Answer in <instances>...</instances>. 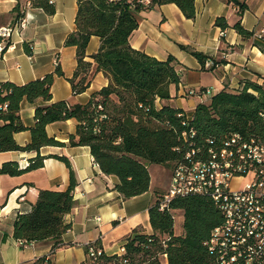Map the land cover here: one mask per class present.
I'll list each match as a JSON object with an SVG mask.
<instances>
[{
	"label": "trees",
	"instance_id": "1",
	"mask_svg": "<svg viewBox=\"0 0 264 264\" xmlns=\"http://www.w3.org/2000/svg\"><path fill=\"white\" fill-rule=\"evenodd\" d=\"M229 1L238 6V14L247 6L246 0ZM30 2L31 6L48 14L55 12L52 0ZM169 2L175 3L187 18L195 17L194 0H150L148 4L139 0H78L76 27L64 40L65 45L76 47L77 59L76 69L67 79L74 93L88 87L87 71L91 62L84 59L85 50L90 36L97 35L100 45L92 58L96 70H101L108 78V84L93 92L85 103L58 100L37 105L34 124L28 127L20 116V102L37 98L50 100L55 75H64L60 64H56L54 71L25 83L0 81V152L35 151L25 167H20L17 161H5L0 165V173L18 175L41 167L46 156L40 153V148L64 144L47 134L46 125L68 118L77 122L68 143L89 146L100 169L118 177L116 189L124 198L148 189L147 163L172 167L182 159L188 148L181 137L185 128L196 129L194 139L203 148L211 145L207 138L214 140L212 146L219 147L232 133L264 142V84L246 80L240 89L224 88L211 94L208 102L196 104L186 124H182L187 117L185 113L178 115L182 109L164 102L170 98V86L180 80L176 58L151 56L132 47L129 37L138 26L140 10ZM12 10L15 18L22 17L19 3ZM215 24L226 28L227 18L218 16ZM232 26L243 38H253L254 33L242 25L240 18ZM253 42L261 46L264 35L253 38ZM24 48L31 53L27 43ZM191 53L205 65V54L195 50ZM157 99L161 100L160 105ZM26 129L30 130V140L20 145L14 134ZM59 158L69 169L68 186L64 190L40 189L31 210L17 215L13 234L24 242L52 239L54 248L60 243L61 234L71 226L63 216L74 206L72 192L77 181L69 159ZM176 209L183 210L182 234H175L173 230ZM148 215L152 232L127 235L125 251L121 254H108L102 249L90 255L87 245L101 247L98 241L90 242L86 245L88 259L81 264H160L159 257L164 254L167 264H217L205 241L211 230L221 223L223 214L211 197L204 194L175 197L163 210L156 199L148 208ZM17 264L54 263L49 255Z\"/></svg>",
	"mask_w": 264,
	"mask_h": 264
},
{
	"label": "crops",
	"instance_id": "2",
	"mask_svg": "<svg viewBox=\"0 0 264 264\" xmlns=\"http://www.w3.org/2000/svg\"><path fill=\"white\" fill-rule=\"evenodd\" d=\"M52 2L55 12L48 14L31 6L30 0H0V26L13 28L8 40L10 46L0 54V81L25 83L54 71L57 63L64 72L63 76L55 75L50 100L37 98L20 102V116L28 127L34 124L37 105L58 100L85 103L93 92L108 84V78L101 70H96L92 58L99 48L100 38L91 35L84 57L91 62L87 71L90 83L84 91L74 93L67 77L73 75L77 66L76 47L65 45L64 40L76 27L78 0ZM16 3L23 13L19 19L12 10ZM246 3L241 14L237 13L238 6L229 0H194V18H187L172 2L155 4L137 13L138 26L129 37L132 47L158 59L172 55L177 60L180 80L170 86V98L165 103L192 117L196 104L208 102L215 92L224 88L240 89L246 80L264 84V44L253 42L264 30V0H246ZM218 16L227 18L226 28L215 24ZM238 18L254 33L253 38L245 39L233 28ZM20 19L25 20L23 26L17 24ZM25 43L31 53L25 50ZM191 50L205 54L212 66H203ZM203 87H209L211 93H201ZM190 88L197 92L188 94ZM156 103L160 105L161 100L157 99ZM76 123V119L68 118L46 125L47 134L64 144L42 146L40 153L46 157L41 167L18 175L0 173V264H17L49 255L54 264H81L88 259L86 245L90 242L98 241L106 253L114 254L127 235L152 232L148 208L165 191L169 180L164 186L154 183L148 170V189L124 198L116 189L118 177L100 169L89 146L68 143ZM14 137L18 144L25 145L30 140V130L16 132ZM34 155L35 151H1L0 165L13 160L25 167ZM59 156L69 159L77 181L72 192L74 206L63 216L71 226L61 234L60 243L54 248L52 239L22 242L13 234L17 215L31 210L40 189L64 190L68 186L69 169ZM168 167L171 175L172 167ZM183 232L182 227L174 233ZM159 261L167 264V256L161 255Z\"/></svg>",
	"mask_w": 264,
	"mask_h": 264
},
{
	"label": "built area",
	"instance_id": "3",
	"mask_svg": "<svg viewBox=\"0 0 264 264\" xmlns=\"http://www.w3.org/2000/svg\"><path fill=\"white\" fill-rule=\"evenodd\" d=\"M17 24L23 26L25 20L20 19ZM12 30L11 25L0 26V54L10 46ZM261 35L264 30L258 36ZM205 64L210 66L212 62ZM196 92L192 88L187 91ZM201 93L210 94L211 89L203 87ZM188 119L187 116L182 124ZM195 135L193 126L181 131L188 148L171 168L168 186L158 198L159 208H168L175 197L208 195L223 214L221 223L205 241L217 264H264V142L232 133L219 147L212 146L214 140L207 138L211 145L203 148L196 143ZM87 248L90 255L102 251V247L92 244ZM124 251L122 244L117 254Z\"/></svg>",
	"mask_w": 264,
	"mask_h": 264
},
{
	"label": "rangeland",
	"instance_id": "4",
	"mask_svg": "<svg viewBox=\"0 0 264 264\" xmlns=\"http://www.w3.org/2000/svg\"><path fill=\"white\" fill-rule=\"evenodd\" d=\"M171 169V168H170ZM148 170L150 171V174L152 175V179L154 183L158 182L161 186H164L167 184L169 180V167L164 166L163 164H156V163H149L148 164ZM174 215V226L173 230L174 232H179L182 229V221H183V210L176 209L173 211Z\"/></svg>",
	"mask_w": 264,
	"mask_h": 264
}]
</instances>
